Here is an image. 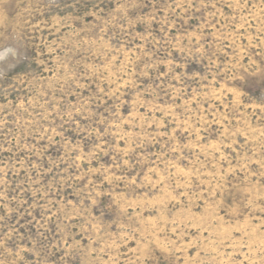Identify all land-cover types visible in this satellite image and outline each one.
Masks as SVG:
<instances>
[{"label":"rangeland","instance_id":"rangeland-1","mask_svg":"<svg viewBox=\"0 0 264 264\" xmlns=\"http://www.w3.org/2000/svg\"><path fill=\"white\" fill-rule=\"evenodd\" d=\"M0 264H264V0H0Z\"/></svg>","mask_w":264,"mask_h":264}]
</instances>
